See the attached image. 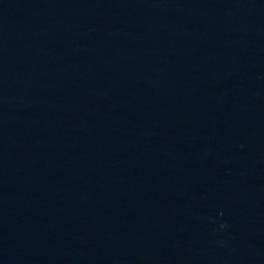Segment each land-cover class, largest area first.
<instances>
[{"label":"water","instance_id":"water-1","mask_svg":"<svg viewBox=\"0 0 264 264\" xmlns=\"http://www.w3.org/2000/svg\"><path fill=\"white\" fill-rule=\"evenodd\" d=\"M0 264H264V0H0Z\"/></svg>","mask_w":264,"mask_h":264}]
</instances>
